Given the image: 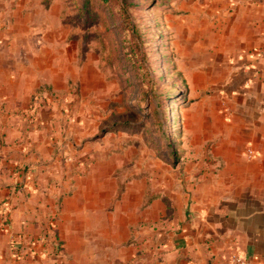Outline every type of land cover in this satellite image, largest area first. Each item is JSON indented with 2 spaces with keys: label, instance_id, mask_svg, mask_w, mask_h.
Listing matches in <instances>:
<instances>
[{
  "label": "crops",
  "instance_id": "0c3cea01",
  "mask_svg": "<svg viewBox=\"0 0 264 264\" xmlns=\"http://www.w3.org/2000/svg\"><path fill=\"white\" fill-rule=\"evenodd\" d=\"M210 3L196 44L227 87L156 183L129 157L68 164L63 30L51 12H0V264H264V0ZM43 236L47 254L31 249Z\"/></svg>",
  "mask_w": 264,
  "mask_h": 264
},
{
  "label": "rangeland",
  "instance_id": "374dc122",
  "mask_svg": "<svg viewBox=\"0 0 264 264\" xmlns=\"http://www.w3.org/2000/svg\"><path fill=\"white\" fill-rule=\"evenodd\" d=\"M208 7L205 0H0L1 13L51 12L53 29L63 30L71 69L59 93L69 124L68 164L129 157L134 178L148 175L155 183L173 172L189 126L212 119L227 87L215 83L226 71L214 69L205 45L196 44V29L212 23Z\"/></svg>",
  "mask_w": 264,
  "mask_h": 264
},
{
  "label": "built area",
  "instance_id": "2783aa9c",
  "mask_svg": "<svg viewBox=\"0 0 264 264\" xmlns=\"http://www.w3.org/2000/svg\"><path fill=\"white\" fill-rule=\"evenodd\" d=\"M253 155H254L253 151L249 150L248 157L251 158ZM5 220H7V217H6V215H3L1 223H0V230L5 229V226L7 225V222H8ZM49 239H50L49 236H43L41 238H38L36 241L32 242L31 249L35 248L37 246V244H40L42 246L43 252L45 254L49 253V251H51L52 247L55 245V243L57 241V240H55V238L53 239V236H52L51 240H49ZM230 264H253V263L249 259H247L243 256L233 255L231 257Z\"/></svg>",
  "mask_w": 264,
  "mask_h": 264
},
{
  "label": "trees",
  "instance_id": "16d2710c",
  "mask_svg": "<svg viewBox=\"0 0 264 264\" xmlns=\"http://www.w3.org/2000/svg\"><path fill=\"white\" fill-rule=\"evenodd\" d=\"M89 52V49L84 47L82 50V54H81V60L84 61L85 60V56L86 54Z\"/></svg>",
  "mask_w": 264,
  "mask_h": 264
}]
</instances>
